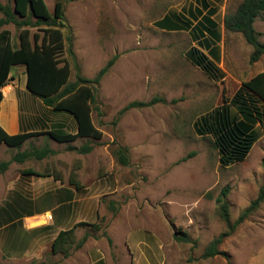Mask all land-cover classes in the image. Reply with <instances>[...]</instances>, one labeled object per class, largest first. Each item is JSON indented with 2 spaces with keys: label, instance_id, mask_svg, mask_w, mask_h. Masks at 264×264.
<instances>
[{
  "label": "rangeland",
  "instance_id": "obj_1",
  "mask_svg": "<svg viewBox=\"0 0 264 264\" xmlns=\"http://www.w3.org/2000/svg\"><path fill=\"white\" fill-rule=\"evenodd\" d=\"M56 1L62 2L70 29H64L63 56L73 65L70 82L75 81L76 70L68 50L79 75L87 79L118 57L97 86L91 113L102 138L59 144L41 136L20 149L0 145V162L32 148L55 151L42 160L12 162L0 175V208L19 200L40 213L21 219L14 228L0 227V264H62L64 257L51 253V243L60 230L79 222L101 229L94 238L89 227L76 228L77 241L88 236L80 249L70 250L77 264L102 256L111 258L112 264H122L120 259L128 264L127 246L137 258L133 264H264V202L223 240L219 255L202 258L206 247L227 230L218 199L227 201L233 225L264 185V126H257L259 138L247 158L229 167L220 166L212 140L197 135L194 127L202 116L230 100L243 82L264 72V56L250 64L251 47L240 34L223 29L224 15L233 13L242 0H206L216 9L211 18L221 40L203 51L209 57L215 52L217 60L211 59L223 74L218 81L187 60V52L197 48L190 31L155 26L171 13L191 19L190 11L196 14L199 8L208 15L199 0H44L50 13ZM3 29L10 31L13 46L18 47L19 29L13 24ZM30 29L31 35L37 31ZM255 29L264 43V16ZM14 69L6 87L18 92L21 132H75L74 118L46 108L25 89V69ZM153 98L163 102L118 117L129 103ZM85 145L91 151L80 153ZM117 147L128 150V166L116 161ZM28 169L61 182L23 176L21 171ZM71 176L79 191L69 185Z\"/></svg>",
  "mask_w": 264,
  "mask_h": 264
},
{
  "label": "trees",
  "instance_id": "obj_2",
  "mask_svg": "<svg viewBox=\"0 0 264 264\" xmlns=\"http://www.w3.org/2000/svg\"><path fill=\"white\" fill-rule=\"evenodd\" d=\"M208 15H203L199 8L196 14L190 11V18L184 15L171 13L155 23L160 30L175 31L188 30L197 48L187 52V60L201 70L213 81L222 79L223 74L214 60H217L215 52L211 53V59L203 49L209 50L220 40V32L217 24L211 18L215 14V8H209L206 0H199ZM0 28L13 24L19 29V45L14 47L11 41V33L7 29L0 31V103L3 99L2 89L7 86L14 68L25 69V89L33 96L39 98L42 104L53 112H66L76 122L75 133H63L55 131H30L26 130L15 135L7 134L0 126V145L8 148L20 149L28 140L36 137L47 136L59 144L73 143L79 139L100 140L102 133L94 126L91 113L96 103V90L102 78L112 68L117 56L110 58L98 71L93 79H87L79 75V67L75 63V56L68 50L69 56L74 62L76 70L75 81L70 82L72 64L65 59V32L70 31L65 24L63 4L56 1L53 13H50L44 0H12L11 4L0 2ZM264 16V0H242L233 13L223 17V29L229 33L240 34L247 45L251 47L249 63H256L264 56V43L259 38L260 34L255 30L254 23ZM34 18L35 22L31 19ZM195 22V23H194ZM194 23V24H193ZM44 25V29H39ZM30 28L37 31L31 35ZM163 102L160 98H153L148 102H132L126 105L119 113L134 108L151 107ZM257 126H264V72H260L250 80L241 84L230 100L212 112L202 116L194 125L195 132L200 137H209L218 154L221 167L243 162L250 153L259 135ZM73 150V149H71ZM91 147L85 145L79 149L80 153H89ZM128 150L117 147L113 155L122 166L129 165ZM55 151L47 147L42 149L32 148L16 153L9 161L0 162V175L4 174L12 162L21 164L30 159L42 160L48 156H54ZM23 176H38L43 178L53 177L54 181L61 182L59 177L36 173L32 169L21 171ZM69 185L75 191L81 187L74 177L69 179ZM226 192V190H225ZM225 192L223 193L225 195ZM264 202V185L250 206L239 216L233 225H229V212L226 200L218 199V211L220 218L227 224V230L214 239L205 249L202 258H212L219 255L218 247L223 240L230 236L235 228L249 215L257 210ZM40 214L33 212L30 205L13 200L0 208V227L14 228L21 219ZM89 227L93 237L99 233L101 227L98 224L79 222L66 230H60L51 243V253L68 257L72 248L80 249L88 236L80 241L76 240L75 230L78 227ZM108 244L112 241L106 234Z\"/></svg>",
  "mask_w": 264,
  "mask_h": 264
},
{
  "label": "crops",
  "instance_id": "obj_3",
  "mask_svg": "<svg viewBox=\"0 0 264 264\" xmlns=\"http://www.w3.org/2000/svg\"><path fill=\"white\" fill-rule=\"evenodd\" d=\"M211 1H215V0H211ZM257 20H259V19H257ZM256 21L254 23V28H255ZM257 32L260 34V36L262 35V33L260 31H257ZM24 82H26V75L25 74H24ZM6 88H9V87H5L4 89H6ZM3 90H2L3 99L0 103V124L2 125V127L4 128V130L6 131L7 134L15 135V134H18L21 132L20 103L18 100V92L15 91L13 87L9 88V90L7 92H5ZM29 105H30V101H29ZM75 132H76V130H75ZM75 132H73V133H75ZM127 254L129 255V259H128L127 263L133 264L134 259L137 260V258H135V256L134 257L131 256V253L129 251L128 246H127ZM72 258L73 257L70 255L68 257H64L62 264H70V263L77 264L79 260L78 259L74 260ZM120 260H121L122 264H126L124 262V259H120ZM112 262L113 261L111 258H108L106 260V258L103 256L100 258H94V259L88 258L87 259V264H100V263L112 264Z\"/></svg>",
  "mask_w": 264,
  "mask_h": 264
},
{
  "label": "bare ground",
  "instance_id": "obj_4",
  "mask_svg": "<svg viewBox=\"0 0 264 264\" xmlns=\"http://www.w3.org/2000/svg\"><path fill=\"white\" fill-rule=\"evenodd\" d=\"M9 89L8 88H6V89H4L3 91H5V92H7Z\"/></svg>",
  "mask_w": 264,
  "mask_h": 264
},
{
  "label": "water",
  "instance_id": "obj_5",
  "mask_svg": "<svg viewBox=\"0 0 264 264\" xmlns=\"http://www.w3.org/2000/svg\"><path fill=\"white\" fill-rule=\"evenodd\" d=\"M13 70H16V69H13Z\"/></svg>",
  "mask_w": 264,
  "mask_h": 264
}]
</instances>
